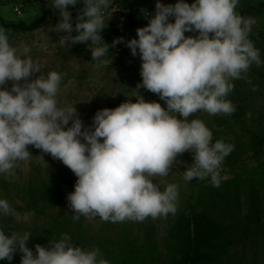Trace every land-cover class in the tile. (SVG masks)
<instances>
[{"label":"clouds","instance_id":"obj_1","mask_svg":"<svg viewBox=\"0 0 264 264\" xmlns=\"http://www.w3.org/2000/svg\"><path fill=\"white\" fill-rule=\"evenodd\" d=\"M112 2L50 0L60 17L51 30L63 32L60 38L69 47L86 43L95 67L110 66V48L120 43L140 58L141 80L129 99L98 109L91 126L84 125L75 103H59L63 74L43 72L27 54L30 49L21 52L0 28V175H14L18 162L29 160L28 145L60 160L76 176L66 197L74 221L98 216L114 223L143 222L174 215L179 186L157 178L168 176L185 151L193 161L183 170L184 181L210 178L219 187L221 165L234 145L214 140L201 119L190 117L201 111L234 113L228 99L233 81L253 63L264 64L250 39L257 21L237 12L240 0H155L153 14L140 9L147 23L135 29V37H116L109 44L101 34ZM77 4L73 22L68 6ZM8 81L11 86L5 87ZM141 87L166 106L146 100L137 91ZM13 214L8 200L0 198V216ZM31 235L0 226V260L11 261L19 252L20 264H109L99 248L81 247L67 233L50 239L47 247L35 244L34 253L28 247Z\"/></svg>","mask_w":264,"mask_h":264},{"label":"rangeland","instance_id":"obj_2","mask_svg":"<svg viewBox=\"0 0 264 264\" xmlns=\"http://www.w3.org/2000/svg\"><path fill=\"white\" fill-rule=\"evenodd\" d=\"M161 2L174 3V0ZM259 2L264 0H240L237 12L244 17L256 19L250 39L260 50L262 59L264 7L259 6ZM49 6L50 0H0V17L6 24L19 20L29 23L38 19ZM68 7L75 22L77 14L73 13V6ZM142 8L137 2L130 5L121 0H113L111 7L106 10V15L110 17L106 27L118 26L121 33L106 40L107 43L111 44L114 38L120 36L125 40L135 37V29L147 23V19L140 14ZM113 9L116 11L113 12ZM153 13L154 10L150 14ZM124 14L125 19L120 20ZM117 17L118 20H115ZM59 19L58 13L53 11L51 17H46L39 27L33 30L18 29L1 22L0 28L5 29L10 42L21 52L24 48L30 49L27 54L42 65L43 72L56 70L63 74L57 95L59 103H75L84 125L91 126L92 117L98 109L113 108L129 99L126 95L132 94L133 88H136L141 80L140 58L138 55L133 56L126 46L124 51L116 54L114 48L119 45L117 44L111 49V65L97 68L91 61L86 43H76L69 47L60 38L64 35L63 32L51 30L52 25ZM185 35L195 33L186 32ZM35 75L38 73H34L30 78ZM233 84L234 88L228 99L236 106L234 113L211 116L201 111L193 114L190 119H201L212 130L213 139L220 133L225 138L238 134V140L252 142L250 140L253 137L258 141L260 127L258 128L257 123L264 127V64L257 66L253 63L243 78L234 80ZM10 86L11 81H8L5 87ZM137 91L146 100H155L160 102L162 107L166 106L156 94L142 87ZM131 99L135 100V97ZM243 109L247 112L240 118ZM248 131L255 132L250 134ZM27 148L38 151L31 153L29 160L18 162L14 175H0V198L7 199L14 209L13 215L0 216V226L6 231L31 233L28 247L32 248L34 253L35 244L47 247L50 239H59L62 234L67 233L81 247L99 248L109 264H179L187 245L189 227L191 236L197 235L201 240L199 243L206 242L208 247L214 249L212 253L206 254L197 249L190 264H207L208 261L209 264H264V236L257 238L252 229L249 232L244 231V227L234 219L237 214L233 205L235 198L227 202L210 198V190H220L227 181L235 186L233 194H245L253 188L263 189L264 142L261 146L263 151L258 158L253 154V148L247 146L244 153L238 154L237 159L231 162L224 160L220 169L219 187H214L210 178L185 182L183 170L192 163L193 156L190 151L178 154L169 175L157 178L164 184L176 183L179 186L176 213L167 217H149L143 222L125 220L115 223L102 220L98 216H81L79 220L74 221L72 217L75 213L66 199L67 194L74 190V185L69 188L61 179L53 180L50 174L62 166L67 172H73L61 164L60 160L52 158L41 149L32 145ZM229 194L231 191L226 196ZM245 200L243 197L240 202L242 208L245 207ZM210 202L219 205V208L213 209ZM202 212L205 214L204 219L200 215ZM194 213L200 215L197 221L192 220ZM201 228L204 230L202 233L199 232ZM21 255L17 252L11 261L0 260V264H20Z\"/></svg>","mask_w":264,"mask_h":264},{"label":"trees","instance_id":"obj_3","mask_svg":"<svg viewBox=\"0 0 264 264\" xmlns=\"http://www.w3.org/2000/svg\"><path fill=\"white\" fill-rule=\"evenodd\" d=\"M121 1L124 4L137 2V3H143V4L148 5V6L151 3H153V2H151V0H121ZM258 5L264 7V2H259ZM50 7L51 6L44 9L41 16L38 19H36L32 22H29V23L24 21V20H19L15 23L6 24L1 19V17H0V22L4 25L6 24L8 26L15 27L18 29L33 30V29L38 28L39 25L45 20L46 17H51L53 11H56V10L51 9ZM79 8H80L79 4H77L76 6H73V13L78 14ZM147 9L150 10L149 8H147ZM118 18L119 17H117V19H115V20H118ZM120 33H121L120 27L110 26V27H106L101 35H102V37H104V39L106 41V40L111 39L114 36H117ZM111 49L112 48H110V52H111ZM112 53L113 52H111V54ZM262 60H264V56L262 57ZM158 98H159V96H158ZM245 110L246 109L242 110V114H241L240 118H242L243 116L246 115L247 110L246 111ZM250 118H251V116H249V119ZM257 124H258V128L260 127L259 128L260 130H258L259 134H260L258 141L254 140L253 137L250 140L252 142L248 141L249 143L242 141V140H238L239 139L238 134L236 135L237 137L235 136V137H231V138H228V137L225 138L220 133L215 136L214 140L222 139L226 143H230V144L234 145L233 151L227 157H225V159H224L225 161L231 162V160L237 159L238 154L241 155L242 153H244L245 148L247 146H250L253 148L252 149L253 154L256 157L260 154V152L263 151V148H261V146H262V143L264 142V127L259 126V123H257ZM243 130H244V128H243ZM251 131H253V130H251ZM251 131H248L247 133L253 134L255 132V131L254 132H251ZM240 135H242V134H240ZM251 143L253 145H251ZM28 150L32 154H34V153H36V151H38L37 149H36V151L32 150V149H28ZM61 164H62V162H61ZM50 174H51L53 180L61 179L63 181V184L65 186H68L69 188H72L75 181H76L75 175L73 173L67 172V170L65 169L64 166H62V168H57L56 170L52 171ZM234 190H235V186L233 185V183H231L230 181H227V182H225V185L220 188V190H214V188H212V190H210L211 195H212L210 198L211 199H218L220 201H225V202H227L229 199L235 198L233 200V203H234L233 205H234V209H236V211H237V214H236L234 219L241 226L244 227V231L249 232L252 229L255 231V235L257 236V238L264 236V187H263V189H259V190L258 189L256 190L255 188H253V189L247 190V192L245 194H240V195L239 194H233ZM229 191H231V194H229V196L227 197L226 195H228ZM243 197H244V199H246L245 200L246 203H245L244 208H242V204H240ZM231 202H232V200H231ZM209 204L213 209L219 208V205L218 206L215 204L213 205L211 202ZM242 210H244V212H242ZM200 215H202L203 219L205 218V216H204L205 214L203 212ZM200 215L198 213H194L192 215V220L197 221L199 219ZM202 228H201V230H199V232H201V233L204 231L203 230L204 228L203 229ZM186 239H187L186 240L187 245L184 249V254H183L182 259L179 262V264H190L191 259H192L191 257H193V254L196 252L197 249L202 250L203 254H206L209 252L212 253V251L214 250L212 247H208L206 245V242L205 243L203 242V244L199 243V241H201V240L197 235L191 236L189 227L187 230ZM209 263H210V261L207 262V264H209Z\"/></svg>","mask_w":264,"mask_h":264},{"label":"built area","instance_id":"obj_4","mask_svg":"<svg viewBox=\"0 0 264 264\" xmlns=\"http://www.w3.org/2000/svg\"><path fill=\"white\" fill-rule=\"evenodd\" d=\"M153 5L155 6V1H154V3H153ZM116 8V7H115ZM119 9V8H118ZM148 10V9H147ZM114 11H116L115 9H113V12ZM148 12L150 13V10H148ZM108 13V12H107ZM111 13V12H110ZM125 19V14L124 15H122L121 17H120V20H124ZM124 44L123 43H121V44H119L118 46H116L114 49H115V53L116 54H119L120 52H122V51H124L123 49H124Z\"/></svg>","mask_w":264,"mask_h":264},{"label":"crops","instance_id":"obj_5","mask_svg":"<svg viewBox=\"0 0 264 264\" xmlns=\"http://www.w3.org/2000/svg\"><path fill=\"white\" fill-rule=\"evenodd\" d=\"M132 4H134V2L133 3H130V5H132ZM140 4V6H142L143 8H145V9H147V8H149L150 9V13L152 12V10H154V5H153V3H151L149 6L148 5H145V4H143V3H139ZM135 7V6H134Z\"/></svg>","mask_w":264,"mask_h":264}]
</instances>
